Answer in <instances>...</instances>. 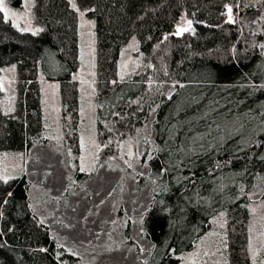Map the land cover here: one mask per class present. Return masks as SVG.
<instances>
[{"label": "trees", "instance_id": "trees-1", "mask_svg": "<svg viewBox=\"0 0 264 264\" xmlns=\"http://www.w3.org/2000/svg\"><path fill=\"white\" fill-rule=\"evenodd\" d=\"M5 1L23 11L24 0ZM75 1L95 22L98 164L150 126L146 168L161 190L143 221L149 260L180 264L220 229L228 264H252L250 207L264 200V0ZM32 18L36 35L0 12V75L16 68L14 94L0 86V159L45 140L41 73L59 83V149L77 157L79 13L70 0H33ZM133 41V71L122 76L121 53ZM29 191L26 176L5 182L0 169V264H79L34 212Z\"/></svg>", "mask_w": 264, "mask_h": 264}, {"label": "rangeland", "instance_id": "rangeland-1", "mask_svg": "<svg viewBox=\"0 0 264 264\" xmlns=\"http://www.w3.org/2000/svg\"><path fill=\"white\" fill-rule=\"evenodd\" d=\"M70 2L80 20L81 67L77 74L80 154L66 156L59 149L63 138L59 83L46 80L41 73L46 141L37 143L28 155L3 156L0 169L4 178L27 177L32 209L49 228L58 246L76 256L79 264H155L149 260L152 245L143 232L144 217L154 195L161 190L157 183H152L146 168L144 146L150 141V126L123 143L118 156L106 164H98L95 22L87 12L77 8L75 0ZM4 5L8 12L6 18L19 30L35 35L41 31L33 25V0H24L23 11L12 9L5 0ZM185 23L181 22L182 28ZM136 51L135 41L122 51V76L132 73ZM50 68L58 70L53 57ZM15 72V66H9L0 75L1 89L8 97L14 94ZM261 197H256L258 201L250 207L252 264H264V200ZM219 230L210 231L193 251L181 255L180 264H228L224 234Z\"/></svg>", "mask_w": 264, "mask_h": 264}, {"label": "snow or ice", "instance_id": "snow-or-ice-1", "mask_svg": "<svg viewBox=\"0 0 264 264\" xmlns=\"http://www.w3.org/2000/svg\"><path fill=\"white\" fill-rule=\"evenodd\" d=\"M74 7H75V5H74ZM227 11H228V13H229V19H231V12H232L231 7H228V8H227ZM0 12H3L4 15H5V17H7L8 12H7L6 8H5L4 0H0ZM13 15H15V13H13ZM187 23H188V25L190 26L191 23H192V21L189 20ZM184 30H186V29H178L177 34H179L181 31H184ZM33 34H35V33H33ZM261 47H264V45H261ZM129 167H131V164H129ZM81 171H84V169L82 168ZM7 179H8L7 177L4 178L5 182H7ZM11 195H12V193L9 192V193H8V196H11ZM4 202L6 203L7 201H4Z\"/></svg>", "mask_w": 264, "mask_h": 264}, {"label": "water", "instance_id": "water-1", "mask_svg": "<svg viewBox=\"0 0 264 264\" xmlns=\"http://www.w3.org/2000/svg\"><path fill=\"white\" fill-rule=\"evenodd\" d=\"M191 26H192V23H191V25H190V26L188 25V26H187V28H191Z\"/></svg>", "mask_w": 264, "mask_h": 264}]
</instances>
